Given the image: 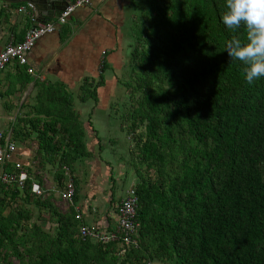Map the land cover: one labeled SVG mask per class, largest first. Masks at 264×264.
<instances>
[{
	"label": "trees",
	"instance_id": "16d2710c",
	"mask_svg": "<svg viewBox=\"0 0 264 264\" xmlns=\"http://www.w3.org/2000/svg\"><path fill=\"white\" fill-rule=\"evenodd\" d=\"M137 6L122 84L137 95L126 130L146 165L134 185L139 246L80 235L75 166L93 154L72 93L39 81L11 135L34 139L39 163L24 188L0 183V264H264V77L249 84L243 62L225 50L234 36L245 40V27L223 24L226 0ZM22 80L21 92L32 78ZM98 85L83 86L84 95L96 100ZM47 167L60 191L74 179L66 211L56 194L32 191Z\"/></svg>",
	"mask_w": 264,
	"mask_h": 264
},
{
	"label": "crops",
	"instance_id": "0c3cea01",
	"mask_svg": "<svg viewBox=\"0 0 264 264\" xmlns=\"http://www.w3.org/2000/svg\"><path fill=\"white\" fill-rule=\"evenodd\" d=\"M28 2L33 1H0V51L11 38L22 41L26 31L34 25L31 12L18 11L21 4ZM33 3L37 20L56 22V29L37 40L28 54L27 65L18 67L12 62L0 72V129L13 135L18 119L27 115L29 105L35 103L36 82L60 85L71 92L88 149L93 154L76 163V205L85 224L113 230L119 223L118 204L135 183L123 186L124 179L114 180L116 176L106 168V163L112 161L102 155L100 144L101 148L105 147V141L112 144L111 138L102 137L112 134L111 130L123 131L122 120L115 125L113 115L123 90L119 88L123 87L122 75L133 49L135 17L139 12L137 0H92L78 7L65 24H57L56 15H49L42 9L44 5ZM29 67L34 69L33 73L28 71ZM25 76H31L32 80L21 92ZM91 82L99 84L96 100L84 95L82 89ZM12 141L16 150L9 161L11 168L21 162L27 170L35 169L39 163L35 156L36 141L14 138ZM112 145L111 150L117 147V143ZM47 168L39 171L46 175L40 184L46 190L44 195L56 194L57 202L60 190L51 167Z\"/></svg>",
	"mask_w": 264,
	"mask_h": 264
},
{
	"label": "built area",
	"instance_id": "2783aa9c",
	"mask_svg": "<svg viewBox=\"0 0 264 264\" xmlns=\"http://www.w3.org/2000/svg\"><path fill=\"white\" fill-rule=\"evenodd\" d=\"M92 0H72L70 4L61 12L57 18V24H65L68 22L72 13L81 6L91 3ZM19 12H31L30 16L34 23L25 34L22 41H14L12 38L4 45L0 51V72L3 71L10 63L19 62L21 65L28 64V54L35 46L37 40L56 29V22L37 20L36 6L33 2L21 4L18 7ZM2 35L0 31V36ZM30 73L34 72L33 68H28ZM16 150V144L12 141L11 133L0 129V183L15 185L18 188H24L27 180L30 177L29 171L21 162H16L14 168L9 170L7 164L9 163L13 153ZM75 182L72 176L68 177L66 186L59 193L58 206L63 211H66L73 201L75 195ZM32 191L38 195H42L44 190L41 184L37 181L32 183ZM138 206V196L135 186H131L124 198L118 204L119 223L113 230H101L99 228L91 227L82 223L79 227L82 238H91L94 241L108 243L113 240L121 238L125 246H139L137 240L140 222L136 219ZM78 219L83 218L76 206ZM126 248L121 251L123 253ZM146 264H154L153 261H148Z\"/></svg>",
	"mask_w": 264,
	"mask_h": 264
},
{
	"label": "clouds",
	"instance_id": "9594fccd",
	"mask_svg": "<svg viewBox=\"0 0 264 264\" xmlns=\"http://www.w3.org/2000/svg\"><path fill=\"white\" fill-rule=\"evenodd\" d=\"M222 22L230 30L244 25L245 40L233 37L226 44L231 60L243 62L249 84L264 77V0H226Z\"/></svg>",
	"mask_w": 264,
	"mask_h": 264
},
{
	"label": "rangeland",
	"instance_id": "374dc122",
	"mask_svg": "<svg viewBox=\"0 0 264 264\" xmlns=\"http://www.w3.org/2000/svg\"><path fill=\"white\" fill-rule=\"evenodd\" d=\"M139 9V8H137ZM138 11V10H137ZM137 16L135 17V28L137 26L138 21L136 20ZM125 75V76H124ZM122 80L129 79V73L128 70L125 69L122 75ZM132 79V78H131ZM119 88H122L121 97L118 99L116 104V113L113 115V123L116 125L118 124V121L122 120L123 128L125 130L121 131V129H115L111 130L113 131L112 134L102 136L104 139L111 138L112 144L117 143V147L113 150H111V147H113L112 144L105 141V147H103V156H105L106 159H111L112 162L106 163V168L110 172L112 168L113 175L116 176L114 179L116 180H122L124 179V185L136 183L137 181V167L141 168L142 171H145L146 165L139 161L138 157V150L135 147V139L133 134L129 133L126 130V128H129L132 123V106H136V99L137 95L132 99L133 97L129 96V93L133 90L132 87H130L129 92L124 88V86H120ZM142 130V129H141ZM127 132V133H126ZM117 136V137H114ZM116 141V142H115ZM98 153L97 151H95ZM116 157L118 159H116ZM108 165H110L108 167ZM107 173V172H106ZM127 180V181H126ZM128 185V186H129ZM121 186V185H119ZM114 197V196H113ZM59 200L56 202L58 204ZM32 210L35 211L36 217L38 218L39 213L37 208H33ZM46 216L41 217V221L46 225V227H49V223H47V220L44 221ZM154 262V261H153ZM14 263H17V260H14ZM154 264H161L158 261H155Z\"/></svg>",
	"mask_w": 264,
	"mask_h": 264
},
{
	"label": "water",
	"instance_id": "95a60500",
	"mask_svg": "<svg viewBox=\"0 0 264 264\" xmlns=\"http://www.w3.org/2000/svg\"><path fill=\"white\" fill-rule=\"evenodd\" d=\"M0 1H9V2H19L21 0H0ZM25 1H33L40 5H44V7H40L49 13V15L60 16L61 12L65 10V8L70 4L72 0H25ZM39 14V10L37 11Z\"/></svg>",
	"mask_w": 264,
	"mask_h": 264
},
{
	"label": "bare ground",
	"instance_id": "6f19581e",
	"mask_svg": "<svg viewBox=\"0 0 264 264\" xmlns=\"http://www.w3.org/2000/svg\"><path fill=\"white\" fill-rule=\"evenodd\" d=\"M30 167H31V166H30ZM44 175H45V174H44ZM45 176H46V175H45ZM48 176H49V175H48ZM41 186H42V185H41ZM44 190H45V189H44ZM128 190H129V189H128ZM45 191H46V190H45ZM89 226H90V225H89ZM115 227H116V225H115ZM115 227H114V228H115ZM109 229H110V228H109ZM111 229H112V228H111ZM106 230H107V229H106ZM108 243H109V242H108ZM124 246H125V245H124ZM134 248H135V247H134Z\"/></svg>",
	"mask_w": 264,
	"mask_h": 264
}]
</instances>
